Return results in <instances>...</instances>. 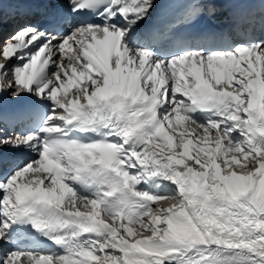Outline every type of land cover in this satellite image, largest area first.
Here are the masks:
<instances>
[{"label":"snow or ice","instance_id":"obj_1","mask_svg":"<svg viewBox=\"0 0 264 264\" xmlns=\"http://www.w3.org/2000/svg\"><path fill=\"white\" fill-rule=\"evenodd\" d=\"M0 264H264V0H0Z\"/></svg>","mask_w":264,"mask_h":264},{"label":"bare ground","instance_id":"obj_2","mask_svg":"<svg viewBox=\"0 0 264 264\" xmlns=\"http://www.w3.org/2000/svg\"><path fill=\"white\" fill-rule=\"evenodd\" d=\"M7 98H11V97H7Z\"/></svg>","mask_w":264,"mask_h":264}]
</instances>
